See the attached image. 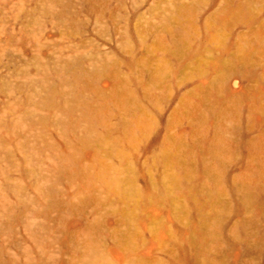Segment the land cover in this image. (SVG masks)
I'll return each mask as SVG.
<instances>
[{
  "label": "rangeland",
  "instance_id": "374dc122",
  "mask_svg": "<svg viewBox=\"0 0 264 264\" xmlns=\"http://www.w3.org/2000/svg\"><path fill=\"white\" fill-rule=\"evenodd\" d=\"M0 264H264V0H0Z\"/></svg>",
  "mask_w": 264,
  "mask_h": 264
}]
</instances>
